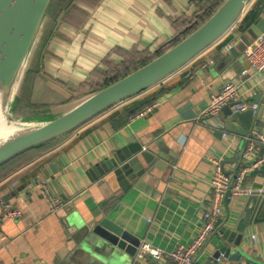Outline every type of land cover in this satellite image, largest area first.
Segmentation results:
<instances>
[{
	"label": "crops",
	"instance_id": "crops-1",
	"mask_svg": "<svg viewBox=\"0 0 264 264\" xmlns=\"http://www.w3.org/2000/svg\"><path fill=\"white\" fill-rule=\"evenodd\" d=\"M222 2L53 0L18 79L15 111L33 125L61 115L105 87L106 82L171 48ZM250 10L257 11V17L264 10V0H255ZM243 33L236 30L230 41L238 46ZM223 39L186 63L182 71L114 105L50 141L52 144L25 151L29 154L21 161L0 169V201L9 200L22 211L18 218L6 219L0 225V264L167 261L165 256L138 258L92 233L80 242L76 240L74 235L83 223L103 217L138 237L140 243L146 240L164 252L192 241L209 204L213 159H218L226 172H235L247 136L227 129L224 136L222 129L201 123L197 117L209 104L210 95L225 82L240 79L243 98L261 103L253 129L264 132V82L252 73L243 74L245 69L252 71L245 49L235 58L241 62L235 63L229 58L230 51L223 52ZM187 72L191 76L187 77ZM151 99L158 105L148 115L133 117L132 112ZM225 111L233 112L230 106L225 107L215 120L226 128L229 120ZM231 121L235 127L249 129L240 119ZM133 143L151 151L157 160H165V167H155L149 176L137 178L127 191L112 173L97 177V163ZM261 151L262 147L256 145L251 158ZM136 155L140 166H145L141 155ZM34 179H47L51 191L66 205L52 213L38 188L33 187ZM245 184L264 188V166L250 172ZM247 198L224 203L217 229L244 214ZM219 236L212 233L196 253L195 257L203 249L198 261L222 244ZM241 247L245 254L238 261L222 258L220 262L264 264V222L247 228Z\"/></svg>",
	"mask_w": 264,
	"mask_h": 264
},
{
	"label": "water",
	"instance_id": "water-1",
	"mask_svg": "<svg viewBox=\"0 0 264 264\" xmlns=\"http://www.w3.org/2000/svg\"><path fill=\"white\" fill-rule=\"evenodd\" d=\"M52 1L0 0V90L5 93V112L9 98L11 95H16L18 79ZM250 2L251 0H223L201 25L171 48L122 78L83 98L61 115L44 123L19 124L20 127L14 125L22 132L0 143V166L29 149L73 131L93 117L145 91L176 72L204 49L222 39L238 22ZM263 32L264 10L244 31L241 43L230 50L229 58L235 63H240L241 60L235 58L239 57L246 46ZM225 107L229 105L224 106L222 111ZM224 113H227L229 120L226 123L227 130L250 135L254 127L253 120L255 117L258 118L261 108L256 112L249 109ZM231 119L242 120L249 129L235 127ZM137 153L144 159L145 166L142 164L140 166V157L136 155ZM159 156L164 157L161 154ZM157 158L158 156L151 151L143 149L141 144L133 143L97 163L95 166L99 171L97 177L104 178L112 173L122 190L127 191L131 182L137 178L149 176L154 172L155 167H165V160L161 161ZM261 222H264V193H254L248 196L244 214L240 218L236 221H226L215 231L219 233V242L222 244L198 261L197 259L202 255V249L194 258V262L222 264L218 261L221 256L230 262L238 261L240 256L245 254L241 243L247 228ZM77 233L74 236L78 242L92 233L98 239L115 248L125 250L130 255H135L140 246L138 237L107 217L83 223ZM128 243H131L132 247H129Z\"/></svg>",
	"mask_w": 264,
	"mask_h": 264
},
{
	"label": "built area",
	"instance_id": "built-area-1",
	"mask_svg": "<svg viewBox=\"0 0 264 264\" xmlns=\"http://www.w3.org/2000/svg\"><path fill=\"white\" fill-rule=\"evenodd\" d=\"M254 1L255 0H251L242 16ZM238 22L224 37L228 34L235 33ZM235 44V41L226 43L222 48L223 52L230 51ZM244 52L252 71L245 69L243 70V74L252 73L260 82H264V32L248 44ZM182 69L183 67L179 68L174 73L180 72ZM186 76H191V73L187 72ZM241 84L242 81L240 79L230 80L225 82L219 90L214 91L210 95L209 104L198 114L197 118L201 120V123L211 129H222L223 135L226 136L228 132L223 123L215 120L224 106L229 105L233 111H246L252 109L256 112L260 108L261 103L258 101L250 102L245 100L240 92ZM157 105L158 101H153L135 112L133 117L148 115ZM245 141L246 143L242 151V161L235 172H226L221 167L220 161L218 159H213L209 204L202 214L199 231L192 241L185 244L178 243L170 252H164L159 248L153 247L150 242L142 240L136 252L138 258L152 255L159 259L165 256L167 261L164 264H196L194 262L196 253L204 246L212 233L217 230L224 203L227 200L238 197H248L254 193H264V188H256L245 184V178L250 172L256 171L264 166V132L253 129L250 135L245 137ZM256 145L262 147L261 154L255 158H251ZM32 185L38 188L52 213L57 212L66 205V201L62 200L51 191L47 179H40L39 181L34 179ZM21 213V209L15 206L11 201H0V225L6 219L18 218ZM252 239L256 241L257 235L253 234ZM222 258L224 257H219L218 261H221Z\"/></svg>",
	"mask_w": 264,
	"mask_h": 264
},
{
	"label": "trees",
	"instance_id": "trees-1",
	"mask_svg": "<svg viewBox=\"0 0 264 264\" xmlns=\"http://www.w3.org/2000/svg\"><path fill=\"white\" fill-rule=\"evenodd\" d=\"M253 4H254V2L252 3V5H253ZM252 5H251V6H252ZM251 6H250V7H251ZM250 7L248 8V10L244 13V15L242 16V18H241L240 21L238 22V24H237V26H236V30H237V31H245V30L249 27V25L255 20L256 15H257V14H256L257 11H255V10H254V11L250 10ZM208 17H209V16H207V15H206L205 17H203V18L200 20V23L197 24V25H195V26L193 27L192 31L195 30L199 25H201V24H202V23H203ZM233 36H234V35H233L232 33H231V34H228L226 37H224V39H223V41L221 42V44L224 46L226 43H228V42L233 38ZM182 38H184V37H181L180 40H181ZM180 40H179V41H180ZM179 41H178V42H179ZM159 54H161V52H160ZM146 62H147V61H146ZM146 62L142 63L141 65L145 64ZM141 65L135 66L133 69H129L128 71H126V73L121 74V75L115 77L114 79H112V80L106 82L105 85L107 86V85L113 83L114 81H116V80L122 78L123 76L129 74L130 72L136 70V69L139 68ZM153 99H154V98H153ZM153 99L147 101V103L144 104L143 106L149 104L151 101H153ZM23 104H24V102L22 103V105H23ZM23 106H24V105H23ZM143 106L136 108L132 113L137 112V111H138L139 109H141ZM20 107H21V105L19 106V108H20ZM49 143H50V142H49ZM52 143H53V142H51L50 144H52ZM47 146H48V145H47ZM43 147H46V145L43 146ZM28 154H29V152H25V153H23V154H21V155L15 157V158H13L12 160H10V161L6 162L5 164L1 165V166H0V169H2L3 167H6L7 165H10V164H12V163H14V162L21 161V160H22L24 157H26Z\"/></svg>",
	"mask_w": 264,
	"mask_h": 264
},
{
	"label": "bare ground",
	"instance_id": "bare-ground-1",
	"mask_svg": "<svg viewBox=\"0 0 264 264\" xmlns=\"http://www.w3.org/2000/svg\"><path fill=\"white\" fill-rule=\"evenodd\" d=\"M5 93L0 90V143L4 140L9 139L10 137L22 132L19 127L14 125H9L6 119L5 112Z\"/></svg>",
	"mask_w": 264,
	"mask_h": 264
},
{
	"label": "rangeland",
	"instance_id": "rangeland-1",
	"mask_svg": "<svg viewBox=\"0 0 264 264\" xmlns=\"http://www.w3.org/2000/svg\"><path fill=\"white\" fill-rule=\"evenodd\" d=\"M8 107H7V111H6V119L9 125H17V126H21L19 124H23L26 125L25 123L30 122L29 120H24L25 117H23L21 112H16L15 110L17 109V101H16V97L11 95V97L8 100ZM18 110V109H17ZM20 117H23L24 119H21ZM20 118V120L18 119ZM19 120L20 123H16V121ZM47 120V119H46Z\"/></svg>",
	"mask_w": 264,
	"mask_h": 264
}]
</instances>
